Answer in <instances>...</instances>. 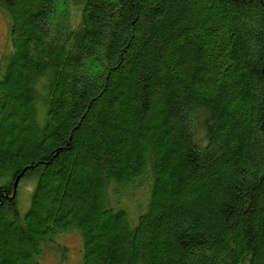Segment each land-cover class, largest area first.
I'll return each instance as SVG.
<instances>
[{
    "label": "trees",
    "instance_id": "16d2710c",
    "mask_svg": "<svg viewBox=\"0 0 264 264\" xmlns=\"http://www.w3.org/2000/svg\"><path fill=\"white\" fill-rule=\"evenodd\" d=\"M0 10V264H264V0Z\"/></svg>",
    "mask_w": 264,
    "mask_h": 264
},
{
    "label": "rangeland",
    "instance_id": "374dc122",
    "mask_svg": "<svg viewBox=\"0 0 264 264\" xmlns=\"http://www.w3.org/2000/svg\"><path fill=\"white\" fill-rule=\"evenodd\" d=\"M10 27H8V20L0 10V67L4 66L5 61L10 56ZM36 185V180L24 182L19 188L18 204L20 210L24 213L29 209L30 198L32 190ZM57 248L67 253L66 259L62 260L60 254L55 249L46 247L45 253L40 259V264H80V247L81 237L78 233L72 232L57 238L54 243Z\"/></svg>",
    "mask_w": 264,
    "mask_h": 264
}]
</instances>
